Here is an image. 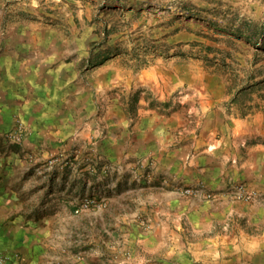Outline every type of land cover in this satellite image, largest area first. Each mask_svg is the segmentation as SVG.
I'll list each match as a JSON object with an SVG mask.
<instances>
[{"label":"crops","instance_id":"crops-1","mask_svg":"<svg viewBox=\"0 0 264 264\" xmlns=\"http://www.w3.org/2000/svg\"><path fill=\"white\" fill-rule=\"evenodd\" d=\"M14 34L0 31V136L19 118L35 160L0 145V214L15 216L27 264L215 263L224 191L264 187V147L242 150L230 130L185 135L158 111L85 109L82 82ZM196 184L218 198L177 191ZM86 196L104 205L75 213Z\"/></svg>","mask_w":264,"mask_h":264},{"label":"rangeland","instance_id":"rangeland-1","mask_svg":"<svg viewBox=\"0 0 264 264\" xmlns=\"http://www.w3.org/2000/svg\"><path fill=\"white\" fill-rule=\"evenodd\" d=\"M0 31L81 81L85 109L158 111L185 135L230 130L242 150L264 147V0H0ZM28 135L14 119L0 145L32 163ZM253 189L252 200L229 197L213 264H264V187ZM16 231L15 216L0 214V255L27 264Z\"/></svg>","mask_w":264,"mask_h":264},{"label":"built area","instance_id":"built-area-1","mask_svg":"<svg viewBox=\"0 0 264 264\" xmlns=\"http://www.w3.org/2000/svg\"><path fill=\"white\" fill-rule=\"evenodd\" d=\"M229 191L226 192V196L233 199L252 200L255 196V190L250 188L244 183H236L233 186H229ZM177 191L185 196L200 197L206 200H215L218 198L219 193L210 189H207L204 184H196L193 186H184L177 189ZM104 204L97 202L94 198L86 196L80 200L79 205L75 209V213L82 210H87L93 207H100ZM0 264H10V260L7 255H0ZM50 264H63L60 261H53Z\"/></svg>","mask_w":264,"mask_h":264}]
</instances>
